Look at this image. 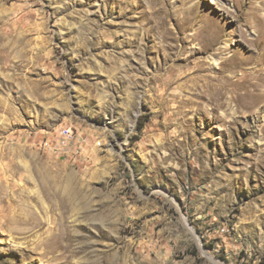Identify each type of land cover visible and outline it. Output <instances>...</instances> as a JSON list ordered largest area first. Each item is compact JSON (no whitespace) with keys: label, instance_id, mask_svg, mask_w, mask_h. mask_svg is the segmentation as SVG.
I'll return each mask as SVG.
<instances>
[{"label":"rangeland","instance_id":"obj_1","mask_svg":"<svg viewBox=\"0 0 264 264\" xmlns=\"http://www.w3.org/2000/svg\"><path fill=\"white\" fill-rule=\"evenodd\" d=\"M261 68L264 0H0V264H264Z\"/></svg>","mask_w":264,"mask_h":264},{"label":"bare ground","instance_id":"obj_2","mask_svg":"<svg viewBox=\"0 0 264 264\" xmlns=\"http://www.w3.org/2000/svg\"><path fill=\"white\" fill-rule=\"evenodd\" d=\"M217 37H216V35L213 36L211 38V41H210L209 44L214 45L215 42H216V38ZM251 59H252L251 57L238 58V53L237 52H234L231 55V57L228 58L225 62H230L231 64L234 65L235 68H243L244 65H248L251 62ZM177 71L179 72V70H177ZM180 74H177V75L180 76ZM250 74H251V79L250 80L251 81L252 80H255L254 82H251L250 81L251 82L250 83V86L253 88V91L251 93H249L248 91H246L244 94H240L239 95L237 93V90H239V86H240L239 84H237V83L236 84L231 83V85L233 84V86L235 88H232L231 90H229V89H227V87L230 86L229 81L228 80H227V82H221V81H219V82L215 83L214 81L217 80L216 77H210V80L211 81H209L207 83V85L212 90V92H213L212 95L215 98H217V99H225V105L226 104L230 105L233 101H238L239 102L240 101V98H242L241 100H244V99L248 98L250 102H248L246 104L247 108H254V107H257V106L259 108H262V105L261 104L264 102V93L263 94H261L259 92L255 93V91H257L258 87L260 86V83L261 84L264 83V68L263 69L261 68V73H260V76L259 77H255L254 76L255 72L250 73ZM178 83H179V80L177 81V87L182 86V84H178ZM243 90H246V87H244ZM73 132H76V131H74V129H73ZM88 147H89V139H87V149H88ZM69 150L71 152H74V156L81 157V150H79V144H77V143H69ZM53 152L58 153L56 151H53ZM71 152H63L61 154L70 155ZM70 158H71V156H70Z\"/></svg>","mask_w":264,"mask_h":264},{"label":"built area","instance_id":"obj_3","mask_svg":"<svg viewBox=\"0 0 264 264\" xmlns=\"http://www.w3.org/2000/svg\"><path fill=\"white\" fill-rule=\"evenodd\" d=\"M87 139H94L91 135H84L81 132H73L72 126H63L59 129L54 140L45 144L46 149L56 151L58 153L71 152L69 150V143L79 144V150H81V157H74V152H71V161L74 162H86L89 154L87 149ZM94 145L99 147L97 141H94Z\"/></svg>","mask_w":264,"mask_h":264}]
</instances>
